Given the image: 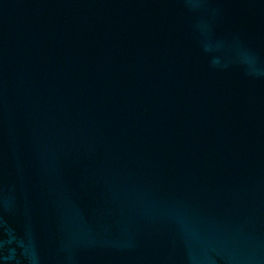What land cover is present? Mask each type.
<instances>
[{"label": "water", "instance_id": "obj_1", "mask_svg": "<svg viewBox=\"0 0 264 264\" xmlns=\"http://www.w3.org/2000/svg\"><path fill=\"white\" fill-rule=\"evenodd\" d=\"M0 264H264V0H0Z\"/></svg>", "mask_w": 264, "mask_h": 264}]
</instances>
